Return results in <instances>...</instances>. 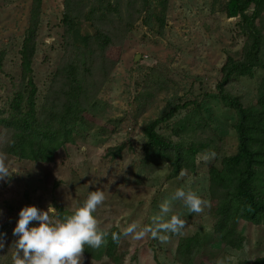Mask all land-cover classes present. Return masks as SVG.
<instances>
[{"label": "rangeland", "instance_id": "1", "mask_svg": "<svg viewBox=\"0 0 264 264\" xmlns=\"http://www.w3.org/2000/svg\"><path fill=\"white\" fill-rule=\"evenodd\" d=\"M157 1L152 0L153 5ZM63 2L42 1L32 63L39 105L50 96L54 74L64 55ZM226 2L168 0L161 32H157L153 21L143 23L147 14H142L143 21L134 25L121 45L115 42L105 50L91 49L92 57L97 59L94 77L103 73L107 76L87 108L86 123L79 126L74 144L59 149L52 163L17 160L6 155V164L13 173L9 179L0 180V229L6 234L0 264H12V244L16 239L12 230L24 206L46 210L49 205L58 204L74 211L90 192L102 190L106 199L93 215L101 228L116 226L122 231L132 222L150 223L151 216L159 212V205L178 188L191 187L210 203L208 168L219 166L220 160L236 149L233 112L222 106L215 91L221 66L228 56L238 59L244 43L236 24L238 18H228L224 13ZM30 6L31 0H0V52L5 51L0 73V108H6L20 86L19 50ZM76 25L81 36H94L89 22L80 19ZM102 25L109 26L108 22ZM257 76L237 79L227 90L244 103L253 102ZM194 99L200 105L198 112L192 107L181 110L157 131L183 144L209 143L207 151H214L215 158L204 162L200 159L204 152L198 154L195 172L180 174L172 180L167 179L168 165L144 168L142 128L175 104ZM187 120L193 126L187 127ZM194 123H200L199 128ZM177 127H181L179 136L171 130ZM4 133L0 127V147ZM120 145V155L112 157L109 150ZM173 212L186 220L183 234L170 235L165 244L150 237L139 241L123 237L118 248L121 264H179L175 259L178 239L196 233L207 240L198 258L205 264H244L264 256L262 227L241 222L239 229L245 242L240 251H234L213 235L215 217L209 207L200 214L188 213L176 201ZM83 264L113 263L107 259L93 261L83 255Z\"/></svg>", "mask_w": 264, "mask_h": 264}, {"label": "trees", "instance_id": "2", "mask_svg": "<svg viewBox=\"0 0 264 264\" xmlns=\"http://www.w3.org/2000/svg\"><path fill=\"white\" fill-rule=\"evenodd\" d=\"M42 1L31 0L28 24L19 50L20 86L6 108H0V127L5 132L0 152L17 160L52 163L59 149L74 144L79 126L86 123L87 108L106 80L104 73L94 77L97 59L92 57L94 51L91 49L105 50L115 42L121 45L142 19V14H147L143 23L148 25L153 21L157 32H161L168 0H158L155 5L152 0H64L61 19L64 55L54 74L50 96L39 105L32 63ZM224 13L228 18H238L236 24L244 37L240 57L226 58L220 68L221 78L215 85L219 102L233 112L236 149L233 154L223 157L219 166L208 168L209 211L215 217L213 235L224 247L240 251L245 242L239 229L241 222L262 227L264 237V0H227ZM80 19L91 24L94 36L80 35L76 25ZM104 22L109 26H103ZM4 58L5 51H1L0 73ZM256 72L260 74L257 76ZM256 76L253 102L244 103L227 90V86L237 79H254ZM96 78L99 81H95ZM189 107L197 112L200 109L195 99L184 101L142 128L141 165L153 169L168 165V180L176 179L184 170L194 173L197 155L210 147L206 142H175L157 131L160 126H167L177 112ZM186 124L193 126L188 120ZM199 124L195 126L199 128ZM180 128H171L172 134L179 136ZM122 150L123 145H120L111 148L109 153L117 157ZM53 207L57 209V218L73 212L58 204ZM106 230L121 232L116 226ZM123 237L119 242H113L109 235L105 246L99 249L86 246L83 255L93 261L107 259L113 264H121L118 248ZM206 243V238L198 233L179 238L175 248L176 261L179 264H205L198 258ZM244 264H264V256Z\"/></svg>", "mask_w": 264, "mask_h": 264}, {"label": "clouds", "instance_id": "3", "mask_svg": "<svg viewBox=\"0 0 264 264\" xmlns=\"http://www.w3.org/2000/svg\"><path fill=\"white\" fill-rule=\"evenodd\" d=\"M215 156L216 153L209 150L201 154L200 159L208 162ZM6 159L0 152V180L9 179L13 173ZM186 174L187 170L181 172V176ZM105 199L102 190L92 191L82 205L62 218H57V209L51 205L46 210L33 205L22 207L12 230L16 237L12 244V264H83L86 246L99 249L107 244L109 235L113 242H119L124 236L137 241L150 237L165 244L170 235H182L186 225V220L173 212V202H181L188 213L196 214L210 206L191 187L178 188L159 205V212L151 216L150 223L132 222L117 233L101 228L93 215ZM5 237L6 234L0 233V249L5 247Z\"/></svg>", "mask_w": 264, "mask_h": 264}]
</instances>
